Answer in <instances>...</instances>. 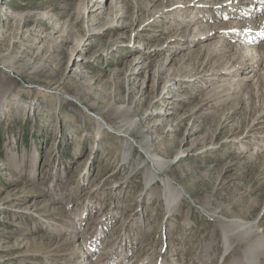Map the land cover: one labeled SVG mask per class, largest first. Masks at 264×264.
<instances>
[{"label":"rangeland","instance_id":"obj_1","mask_svg":"<svg viewBox=\"0 0 264 264\" xmlns=\"http://www.w3.org/2000/svg\"><path fill=\"white\" fill-rule=\"evenodd\" d=\"M175 1L0 0V264H230L231 219L264 236V62L231 46L264 35L200 33L264 12ZM96 116L134 121L127 161ZM138 142L184 191L172 215Z\"/></svg>","mask_w":264,"mask_h":264},{"label":"bare ground","instance_id":"obj_2","mask_svg":"<svg viewBox=\"0 0 264 264\" xmlns=\"http://www.w3.org/2000/svg\"><path fill=\"white\" fill-rule=\"evenodd\" d=\"M193 0L187 1L190 2L189 5H194L195 7L200 6L201 8L199 11H203L202 14V20H208L211 19L213 16H216V13L221 9V8H226L230 3V0H222V2L219 3V1H210L211 3L208 4H202L199 2H192ZM199 1V0H197ZM260 4L253 5L251 1L248 0H236V4L241 5L246 7L247 9H242V8H236V11L234 12H227L226 17H239L242 18L246 17V15H258L264 12V0H260ZM117 2V0H116ZM115 2V3H116ZM187 2H183V0H177L173 2L172 4H175L176 7H182L187 5ZM251 3V4H250ZM234 4V3H233ZM173 7V8H174ZM208 7H211L215 13L213 14H207L204 10H207ZM211 12V11H210ZM225 18V17H224ZM264 20V14L260 17V26L255 25V21H250L249 19H246L244 21H226L223 20L221 22V27H217L215 25L209 26L206 24H201L202 28L200 33L203 36H208V37H214L215 32H221L224 35H229V36H234L236 35V39L240 40V42H245V41H252L256 40L258 36L264 35V22L261 21L262 19ZM256 19V18H255ZM257 21V20H256ZM218 25V24H216ZM212 27H215L213 32L210 33V29ZM213 29V28H212ZM217 29V30H216ZM252 34V35H251ZM200 39V37H198ZM223 42V41H222ZM221 42V45L223 43ZM231 46H236V49L240 48H245V51L249 54H251L250 59H252L254 62L250 61L249 66L252 67V70H256L255 65H260L261 62H264V41H260L259 45L256 47L258 48V52L261 51L260 53L253 54V50L251 49L252 46H242L240 43L237 44H232ZM254 48V47H253ZM244 50V49H243ZM241 65L244 66L245 60L242 59ZM253 64V65H251ZM233 71V70H230ZM220 74H227L224 72L219 73ZM221 75V76H222ZM251 76H242L241 79L247 78L249 79ZM240 80H237V82ZM242 81V80H241ZM242 83V82H238ZM97 115V114H96ZM96 122V131L101 133L104 130H112L115 134L118 136H122L125 139V149L123 151V161H127L129 159V155L132 150L133 146V141L131 140L130 137V132L135 129L134 127V121H128L124 120L122 121L117 127H112L108 125L101 117L96 116L94 118ZM148 143V142H147ZM141 144L138 142V147L140 150L145 154L146 160L149 161V164H147L144 168V175H145V187L148 189L152 187L157 181L161 182L162 186V191H161V196L164 198V204H165V209H166V214L167 216L172 215L178 205L181 199L184 196V191L180 186L176 185L174 183L173 178H169L168 175L165 174V169L167 166V163H169L166 159L161 158L159 155L155 154L152 149L149 147L148 144ZM150 192V191H149ZM257 226L254 222H247L244 221L243 219L240 218H233L230 220V223L227 228L223 229V244H224V253H228L229 250L233 247V243L230 240L229 234L232 231L234 232L236 238H238L239 241H244L247 242L246 246L241 250L240 253L242 255L237 256L232 260L230 264H264V236L261 237H256V230ZM251 237H253L251 239ZM233 238V236H232ZM162 264V263H160Z\"/></svg>","mask_w":264,"mask_h":264}]
</instances>
